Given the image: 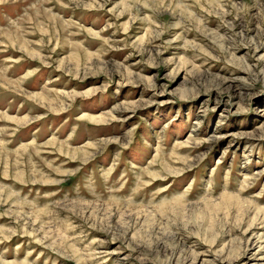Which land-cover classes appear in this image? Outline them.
I'll return each instance as SVG.
<instances>
[{
	"label": "rangeland",
	"instance_id": "1",
	"mask_svg": "<svg viewBox=\"0 0 264 264\" xmlns=\"http://www.w3.org/2000/svg\"><path fill=\"white\" fill-rule=\"evenodd\" d=\"M0 264H264V0H0Z\"/></svg>",
	"mask_w": 264,
	"mask_h": 264
}]
</instances>
